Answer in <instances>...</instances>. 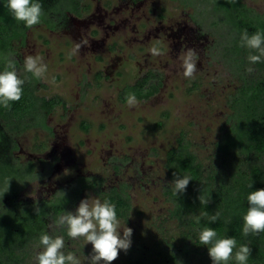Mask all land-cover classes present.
<instances>
[{
	"label": "rangeland",
	"instance_id": "1",
	"mask_svg": "<svg viewBox=\"0 0 264 264\" xmlns=\"http://www.w3.org/2000/svg\"><path fill=\"white\" fill-rule=\"evenodd\" d=\"M86 1L91 8L81 17L68 18L56 31L34 26L20 44L22 61L33 55L47 64L36 94L59 96L64 105L44 113L43 125L27 121L12 130L0 120V185L9 177L18 179L27 163L42 175L13 196L0 192V221L5 224V215L17 218L30 204L42 207L43 233L63 235L64 251L88 264L85 257L92 254V245L83 238H69L66 230L53 225L65 211L74 212L82 199L102 200V196L85 189L59 214L52 201L59 189L61 192L77 178L94 176L103 181V190L125 188L131 199L130 215L119 218L121 228L125 224L133 229L131 247L127 252L120 250L112 264H135L141 259L150 264L154 258L165 263L168 253L180 249L184 229L174 215L175 203L165 194L172 186L166 155L177 144L180 132H185L203 170L214 175V188H220V180L230 176L218 142L230 115L228 96L242 77L234 72L225 51H220V42L226 41V32L237 34L231 25L227 29L199 25L191 19V9L177 1ZM243 1L264 12V0ZM245 30L249 34L260 31L249 26ZM81 39L88 45L69 57ZM154 46L161 55H151L149 49ZM190 48L198 56L197 70L194 78L186 79L180 56ZM245 51L241 55L243 78L264 83V63L250 65V50ZM153 71L162 75L157 93L138 99L135 107L119 100L125 84ZM53 77L55 83H51ZM158 121L163 122L161 127L156 126ZM39 143L45 145L44 150L35 148ZM26 218L24 215L23 220ZM43 233L27 231L21 237L0 225V264H35ZM187 259L178 264H189Z\"/></svg>",
	"mask_w": 264,
	"mask_h": 264
},
{
	"label": "trees",
	"instance_id": "2",
	"mask_svg": "<svg viewBox=\"0 0 264 264\" xmlns=\"http://www.w3.org/2000/svg\"><path fill=\"white\" fill-rule=\"evenodd\" d=\"M238 2V0H220V4L212 6V1H207L201 7L197 6L195 0H183L185 6L193 5L195 11L192 19L199 25L205 28L213 26L227 29L229 25L233 27L232 32H235L237 36H231V33L226 32V41L220 42V51L223 54L225 51L224 55L229 56L228 59L234 72L242 77V81L228 96L227 104L230 115L221 130L218 142L219 151L226 158L224 164L230 168L228 171L230 176L220 180V188H214L216 180L214 175L203 170L201 162L190 149V141L185 132H180L176 140L177 144L167 151L166 167L171 181L173 182L175 179L174 173L181 177L189 175L192 180L189 182L186 191L177 197L173 194V185L165 190L166 196L175 203L174 215L183 223L184 229L180 235L182 241L181 246H179L180 249L177 252L168 253L165 263L154 258L150 264H178L180 260L186 257L190 262L189 264H212L207 246L201 245L198 238L199 231L204 227L215 229L220 238L234 237L238 246L248 244L252 249V254L247 264H264V233L249 235L248 237L242 235V218L248 208L247 195L251 191L264 188V83L243 78L244 66L241 64L243 60L241 55L242 52H246L247 48L240 45L243 28L249 26L262 31L264 20L254 17L255 15L248 14L244 10L235 14L233 7ZM211 9L216 13V17L210 16ZM223 46L225 47L223 48ZM3 47V50L6 49L5 44ZM36 80L38 79L34 78V83L24 84L23 95L19 101L12 102L8 108L0 106V119L12 130H18L27 121L43 125L44 113L64 105V101L59 96L38 97L35 94ZM161 80L162 75L153 71L132 84H125L119 91L118 98L120 101L126 102V94L134 92L137 99H146L157 93ZM164 116L166 117L167 114ZM162 124V121H158L156 126L161 127ZM84 128L87 129V125ZM35 148L41 151L45 149V145L39 143L35 145ZM37 176L42 177L35 171L32 164H28L22 169V183L15 180L13 176L0 186L6 188L9 182V186L14 184V190L17 191L28 182L37 179ZM250 183H252L251 188L248 187ZM102 186L103 181L101 179L85 176L77 178L68 187L61 188V192L59 189L52 201L57 214L64 210L68 201L85 189H90L100 194L102 200L109 199L116 205L118 219L128 217L132 211L128 191L125 188H112L105 191ZM200 196L209 200V203L207 205L201 203ZM204 212H207L208 215L219 213V218L215 223H211L208 217L204 216L197 224L193 217ZM21 215L31 219L30 226L34 233L44 232L45 221L42 207L30 204L23 208ZM2 218H5L6 230L14 235L21 236L24 234L27 228L24 222L15 223V217L11 219L8 215L2 216ZM226 221H230V223ZM10 250V252L14 251V247ZM135 264L146 263L144 259H141L137 260ZM230 264H235V261H231Z\"/></svg>",
	"mask_w": 264,
	"mask_h": 264
},
{
	"label": "clouds",
	"instance_id": "3",
	"mask_svg": "<svg viewBox=\"0 0 264 264\" xmlns=\"http://www.w3.org/2000/svg\"><path fill=\"white\" fill-rule=\"evenodd\" d=\"M6 7L16 21L22 22L29 29L40 24L44 15L40 0H6ZM88 43L87 40L81 39L69 53V57L78 54ZM240 45L250 50L247 56L250 65L264 63V32L256 31L249 34L247 30L243 31L240 36ZM149 52L153 56L162 54L161 50L155 46L150 48ZM197 59V53L191 48L180 56L183 75L186 79L194 78ZM22 67L25 73L31 74L30 77L20 76L14 57L4 58L3 70L0 71V106L8 108L12 102L19 101L22 98L26 81L30 78L43 79L47 72V64L40 56H26ZM252 70V68L247 69L249 72ZM51 83H55L54 77ZM125 99L129 107L139 104L134 92L127 93ZM174 177L171 184L173 194L177 197L186 191L192 179L189 175L181 177L175 173ZM39 179L37 176L38 181ZM248 187L251 188L252 183ZM8 188L9 182L4 193L8 191ZM199 200L206 205L209 203V200L202 196ZM247 203L248 208L242 218V235L248 237L264 233V188L249 192ZM204 216H207L211 223H215L219 218V213L208 215L204 212L193 218L199 224ZM226 222L230 223V221ZM53 226L57 230H66L67 236L73 240L83 238L86 244L92 245V254L85 257L88 264H100L101 261L104 264H112L118 259L120 250L127 252L131 247L133 229L125 224L121 228L116 205L109 199H82L74 212L65 211L54 221ZM121 230L123 235H121ZM198 238L201 245L207 246L212 264H230L231 261H235V264H247L252 254V249L248 244L238 246L234 237L220 238L216 230L211 227L202 228ZM37 247L39 250L34 257L35 264H81V260L75 253L64 251L65 238L63 235L43 233L39 236Z\"/></svg>",
	"mask_w": 264,
	"mask_h": 264
},
{
	"label": "flooded vegetation",
	"instance_id": "4",
	"mask_svg": "<svg viewBox=\"0 0 264 264\" xmlns=\"http://www.w3.org/2000/svg\"><path fill=\"white\" fill-rule=\"evenodd\" d=\"M129 1L136 3L140 0H129ZM172 1H177L184 8L191 9L190 16H191V19L193 18V13L195 11L193 5L192 6H185V4H183V0H172ZM207 1L208 2L212 1V3H211L212 6H215L218 3L220 4V0H195V2L197 3V6H201V7L203 4H206ZM238 1L239 2L236 3L233 7V12L235 14L241 13L244 10V11L248 12V14L255 15L254 17H259L260 19L264 20V12H259L254 7L247 5L243 0H238ZM40 2L43 6L44 15L41 18V23L36 25V26H44L48 30H51V31L60 30L61 28L64 27V24H65V22L68 21V18H70V17H73V18L74 17L75 18L81 17L84 13L88 12L91 8V3L87 2L86 0H40ZM249 10H251V11H249ZM257 14H258V16H257ZM210 16H212V18L217 16L216 13L213 11V9H211V11H210ZM239 21H241V20H239ZM21 29H23V30L20 31ZM30 29L25 27L22 22L16 21L12 17V15L10 14L9 10L6 7V0H0V52H1V54H0V71L3 70L5 57H14V59L16 60V62L18 64V59H17L18 51L16 48V44L17 43L21 44V45L24 44ZM253 29H255V28H253ZM262 30H264V29H262ZM3 44H5V46H6V49H4V50H3V48H4ZM30 75L31 74H26V75L22 76V78L25 76L30 77ZM33 79L34 78H30L29 80H27L26 84H28L29 82L34 83ZM38 82H39V79L36 80L35 87H36V84ZM35 94H36V92H35ZM38 97H40V96H38ZM28 164H32V163H27L25 166H27ZM22 169H21V171H22ZM15 180L22 183L21 182L22 181L21 176L18 177V179L15 178ZM14 189H15V186H14V184H12L9 186L8 191L6 193H4L5 188L0 192L4 196H13L14 193L16 192ZM11 193H12V195H9ZM20 214H22L21 211H20ZM14 222L15 223L24 222V224L27 226L24 234L27 231L33 232V230L31 229V226H30L31 225L30 224L31 219L26 218V220H23V215H20V216H17V219L16 218L14 219ZM5 225L6 224L3 225L1 223V226H3V228H5V230H6L7 227ZM6 231L9 232V230H6ZM9 233H11V232H9ZM24 234H22L21 236L23 237Z\"/></svg>",
	"mask_w": 264,
	"mask_h": 264
},
{
	"label": "water",
	"instance_id": "5",
	"mask_svg": "<svg viewBox=\"0 0 264 264\" xmlns=\"http://www.w3.org/2000/svg\"><path fill=\"white\" fill-rule=\"evenodd\" d=\"M85 14V13H84ZM66 23V22H65ZM16 44V43H15ZM16 48H17V51H18V55H17V59H18V64H17V69H18V71H19V74H20V76L22 77V76H24V75H26L27 73H25L24 71H23V67H22V65H23V61H22V59H21V56H20V53H19V48H20V44H16ZM0 120H2V119H0ZM3 121V120H2ZM4 122V121H3ZM5 123V122H4ZM6 124V123H5ZM7 125V124H6Z\"/></svg>",
	"mask_w": 264,
	"mask_h": 264
}]
</instances>
